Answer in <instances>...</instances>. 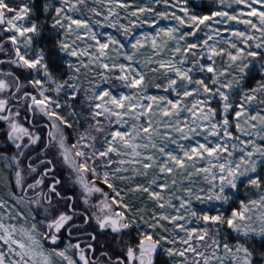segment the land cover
Listing matches in <instances>:
<instances>
[{"label": "snow or ice", "instance_id": "obj_1", "mask_svg": "<svg viewBox=\"0 0 264 264\" xmlns=\"http://www.w3.org/2000/svg\"><path fill=\"white\" fill-rule=\"evenodd\" d=\"M208 4L0 0V264H264V0Z\"/></svg>", "mask_w": 264, "mask_h": 264}, {"label": "rangeland", "instance_id": "obj_2", "mask_svg": "<svg viewBox=\"0 0 264 264\" xmlns=\"http://www.w3.org/2000/svg\"><path fill=\"white\" fill-rule=\"evenodd\" d=\"M34 2L39 6V5H42L43 3V0H34ZM53 2H56L58 3V0H53ZM92 0H89V3H91ZM131 2V0H130ZM193 2H198L200 4V7L197 9V11H202L203 9L207 8L209 6L208 4V0H193ZM158 7L162 8L163 5H158ZM121 15H123V12L121 13ZM41 19H44V16L43 14H41L40 16ZM174 23V21H160V26H168L170 24ZM241 28H243V26H239ZM98 31L100 29H97ZM154 29L152 28H149L148 25H143L141 28L137 29L135 35H139L141 32H144V31H153ZM102 31H105L107 33H111L112 35H116V36H119V33L116 32L115 29H112V28H105L103 29ZM45 36L47 37V33H45ZM122 38V37H121ZM50 39L51 38H46L43 43H46V44H50ZM253 76L254 78L252 80H249V83H254V80L255 79H259V72L258 71H254L253 73ZM149 94H152V95H158V94H162L159 90L155 89V88H150L149 89ZM196 139L200 140L201 142H203V138L202 137H197ZM191 143H195V141H191ZM169 148L170 149H175L176 146L175 145H169ZM3 194V188L2 186H0V195ZM239 198H244V195H243V188H241V191L240 193L238 194ZM197 208H200V209H204L205 211H208L210 209V205L209 204H200V203H197L195 205ZM220 207L219 203H215L214 204V207H212V212L214 214V211H215V208H218ZM234 238H235V233H232L231 236H229V239L232 240L234 242ZM253 243H255L257 249H261V242L259 240H256L254 241ZM164 258L165 259V262L166 264H171V258L167 255V253L164 251L163 248H161V251H160V257L159 259H162Z\"/></svg>", "mask_w": 264, "mask_h": 264}, {"label": "flooded vegetation", "instance_id": "obj_3", "mask_svg": "<svg viewBox=\"0 0 264 264\" xmlns=\"http://www.w3.org/2000/svg\"><path fill=\"white\" fill-rule=\"evenodd\" d=\"M160 251H161V249H159V252L154 257L155 264H165L166 263V262L164 263V259H162V260L159 259V257H160Z\"/></svg>", "mask_w": 264, "mask_h": 264}, {"label": "trees", "instance_id": "obj_4", "mask_svg": "<svg viewBox=\"0 0 264 264\" xmlns=\"http://www.w3.org/2000/svg\"><path fill=\"white\" fill-rule=\"evenodd\" d=\"M5 147H7V146H5L4 144H3V139H2V137H0V150H3ZM162 259H164V258H162ZM161 259V260H162ZM164 263H165V259H164ZM166 264V263H165Z\"/></svg>", "mask_w": 264, "mask_h": 264}, {"label": "water", "instance_id": "obj_5", "mask_svg": "<svg viewBox=\"0 0 264 264\" xmlns=\"http://www.w3.org/2000/svg\"><path fill=\"white\" fill-rule=\"evenodd\" d=\"M158 252H159V249L157 250V253H158ZM157 253H156V254H157Z\"/></svg>", "mask_w": 264, "mask_h": 264}]
</instances>
